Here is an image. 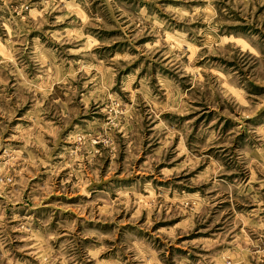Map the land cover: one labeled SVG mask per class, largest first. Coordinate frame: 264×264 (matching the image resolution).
Here are the masks:
<instances>
[{
    "label": "clouds",
    "instance_id": "1",
    "mask_svg": "<svg viewBox=\"0 0 264 264\" xmlns=\"http://www.w3.org/2000/svg\"><path fill=\"white\" fill-rule=\"evenodd\" d=\"M0 264H264V0H0Z\"/></svg>",
    "mask_w": 264,
    "mask_h": 264
}]
</instances>
